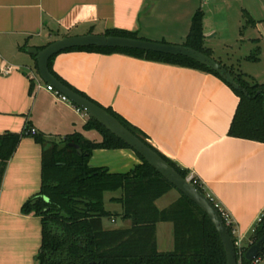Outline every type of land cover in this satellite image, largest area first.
<instances>
[{"label": "crops", "instance_id": "obj_1", "mask_svg": "<svg viewBox=\"0 0 264 264\" xmlns=\"http://www.w3.org/2000/svg\"><path fill=\"white\" fill-rule=\"evenodd\" d=\"M198 10L204 12L206 42L212 33L239 37L237 44L249 43L252 53L260 47V60L255 63L262 64L264 0L207 4L202 0H0V135L20 134L27 127L37 130V135L21 140L0 189V264H39L41 218L22 212L42 187L43 147L36 136L58 144L74 133L102 140L98 132L85 129L89 116L47 90L28 49L70 36L105 35L108 30L184 45ZM246 14L256 24H248ZM227 47L228 52L219 57L207 48L217 61L244 73L243 63H251L250 56H239L231 43ZM52 67L76 90L140 129L155 149L200 180L207 194L232 216L234 239L249 247L264 212V143L229 135L240 99L224 80L202 70L122 53L64 51L54 56ZM244 74L264 84L261 71ZM141 163L131 149H97L90 159V166L110 173H128ZM108 193H117L110 201L121 211L110 220L116 226L104 227H131L130 220L121 218L122 204L112 201L120 199L122 191ZM176 194L165 206H160V198L158 208H170L180 197ZM118 222L130 226L120 227ZM160 224L166 225V241L172 240L174 249L173 223H159L157 229ZM254 264H264V259Z\"/></svg>", "mask_w": 264, "mask_h": 264}, {"label": "trees", "instance_id": "obj_2", "mask_svg": "<svg viewBox=\"0 0 264 264\" xmlns=\"http://www.w3.org/2000/svg\"><path fill=\"white\" fill-rule=\"evenodd\" d=\"M246 17L248 24H256L248 14ZM203 20L204 12L198 10L192 19L184 46L214 58V52L206 47ZM105 35L143 39L137 32L121 30H108ZM66 51L122 53L149 61L202 70L222 79L211 69L182 56L97 47ZM260 55L261 49L257 47L247 61L258 62ZM53 58L49 63L52 75L94 102L56 74L52 67ZM218 62L242 86V90L237 91L224 81L240 99L229 135L264 143V84L256 82L234 66ZM36 69L39 73L38 62ZM104 109L160 154L182 177H189V171L155 149L140 129L111 108ZM26 129L20 134L0 135V189L8 163L21 140L30 136ZM85 129L98 132L102 140L96 142L85 138L81 133H74L58 144L47 143L44 137L36 136L37 142L43 147L42 187L40 193L23 206L22 212L41 218L42 245L37 256L39 264H228L222 240L208 216L141 155L136 153L142 163L128 173H110L106 168L90 166L92 154L97 149H133L93 118H89ZM192 183L208 196L203 184ZM172 190H177L180 197L170 208L160 210L157 201ZM118 191H122V197L112 201L122 204L124 212L121 218L130 220L132 225L127 229H106L104 220L118 215L106 210L105 194ZM168 222L174 225V249L162 252L158 246L157 226ZM263 222L254 229L249 247L242 248V254L238 256L241 264H254L263 258L264 251L253 261L245 257L248 248L264 236ZM227 227L234 237L232 227Z\"/></svg>", "mask_w": 264, "mask_h": 264}, {"label": "water", "instance_id": "obj_3", "mask_svg": "<svg viewBox=\"0 0 264 264\" xmlns=\"http://www.w3.org/2000/svg\"><path fill=\"white\" fill-rule=\"evenodd\" d=\"M89 47L140 50L170 56L186 57L217 73L234 90L240 91L242 90V86L216 59L184 45L120 36L87 34L70 36L57 40L43 49H28L29 54L35 56L38 62L39 74L42 80L66 96L72 104L85 111L90 118L97 120L108 131L124 141L136 153L141 155L158 173L174 185L177 190L193 201L208 216L215 226L225 248L228 264H239L234 238L214 202L188 179L182 177L173 166L160 156V154L127 129L118 119L109 114L106 109L76 93L52 75L49 63L54 56L69 49ZM244 93L248 95L247 91H244ZM263 251L264 236L255 245L248 248L245 257L247 260L253 261L257 259Z\"/></svg>", "mask_w": 264, "mask_h": 264}, {"label": "rangeland", "instance_id": "obj_4", "mask_svg": "<svg viewBox=\"0 0 264 264\" xmlns=\"http://www.w3.org/2000/svg\"><path fill=\"white\" fill-rule=\"evenodd\" d=\"M216 22V20H215ZM214 22V23H215ZM213 23V24H214ZM215 34L212 33L210 37L207 38V42H206V46L209 48H212L215 50L216 56H223V54H225V52H228V47L227 45H229L231 43V45H233L234 49L237 51L238 55L243 56V55H252V51L250 52L249 50V43H246L244 45L241 44V42L239 44H237V39H239V37L236 36H231V35H227L225 37H219V36H214ZM262 39V38H261ZM263 40V39H262ZM241 45V46H240ZM263 45H264V40H263ZM237 46H240L241 50H239L237 48ZM261 56V55H260ZM217 60V58H216ZM242 71H244V73L250 74L252 75L253 73H257V72H262L264 75V59L262 64L258 65L255 62H251V63H243V68ZM95 135V133H94ZM94 135H90L89 137L92 138L94 137ZM177 193V194H176ZM174 194H176V197H178V191L174 190L173 192L169 193L167 196H165L164 198H162L159 201L160 206H165L168 203H172V199L174 196ZM117 193H108L106 194L105 197V205H106V209L112 213H116V212H120L121 211V206L112 203L110 201V198H112L113 196H116ZM180 196V195H179ZM111 219H105L104 220V226L107 225L109 227H114L116 226L115 224H113L111 221ZM120 227H126V226H130V223L127 224H123L118 222L117 224ZM157 235H158V246H159V250L162 252H167V251H171L173 249L172 247V240H167L166 241V225H159V228L157 229ZM167 243H169V245H167ZM264 259V256L263 258Z\"/></svg>", "mask_w": 264, "mask_h": 264}, {"label": "built area", "instance_id": "obj_5", "mask_svg": "<svg viewBox=\"0 0 264 264\" xmlns=\"http://www.w3.org/2000/svg\"><path fill=\"white\" fill-rule=\"evenodd\" d=\"M211 0H202V2L204 4H207L209 3ZM6 74H8L10 72V69H6ZM47 90L50 91V92H53V94L59 99L61 100L62 102H65L67 104H70L72 105L71 101L66 97L64 96L63 94H61L60 92H58L57 90H55L51 85H47ZM77 108V111L82 114L83 116H88V114L83 111L82 109H80L79 107H76ZM26 133L27 135H31V136H35L37 135V130L36 129H33V128H28L26 129ZM191 183L192 181L194 183H201L200 180H198L194 175L190 174L189 177L187 178ZM202 184V183H201ZM208 197L214 202L215 206L219 209L220 213H221V216L222 218L224 219L225 223L227 226H231L232 227V234L233 236L235 237L236 233H237V230L235 228V222L232 218V216L227 212L225 211L219 204H217L214 199L208 195ZM264 221V212L260 215L259 217V220H258V224L259 223H262ZM233 237V238H234ZM234 242H235V246L237 248V252H238V256L242 254V248L243 247V244H242V239H234ZM259 260H257L255 263H257ZM238 263L241 264V261L238 259Z\"/></svg>", "mask_w": 264, "mask_h": 264}]
</instances>
